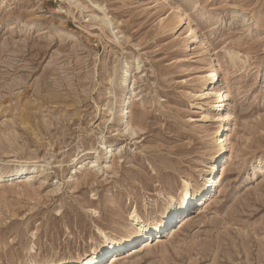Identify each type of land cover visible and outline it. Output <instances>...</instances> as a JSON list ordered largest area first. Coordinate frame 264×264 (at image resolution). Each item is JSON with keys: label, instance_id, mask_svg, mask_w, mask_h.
Instances as JSON below:
<instances>
[{"label": "rangeland", "instance_id": "374dc122", "mask_svg": "<svg viewBox=\"0 0 264 264\" xmlns=\"http://www.w3.org/2000/svg\"><path fill=\"white\" fill-rule=\"evenodd\" d=\"M212 54L230 143L206 202L97 264H264V0H0V168L42 172L0 185V264L81 251L197 186Z\"/></svg>", "mask_w": 264, "mask_h": 264}, {"label": "bare ground", "instance_id": "6f19581e", "mask_svg": "<svg viewBox=\"0 0 264 264\" xmlns=\"http://www.w3.org/2000/svg\"><path fill=\"white\" fill-rule=\"evenodd\" d=\"M184 18V16H182ZM190 32L198 35L194 26L190 27ZM190 33V34H191ZM130 68L124 70V78L130 74ZM123 79V78H122ZM205 81L204 87L201 89L199 96L201 99L207 98L209 101L208 111L205 117L212 119L216 125L214 135V147L211 151V156L205 168L200 172V180L197 186L186 184L184 190L178 198L169 199L159 215L154 213L143 218L133 211L130 218V226L122 231L105 232L100 231L98 240H93L88 247L81 251L71 252L64 255H50L42 259H33L27 264H97L109 258L114 262L121 258V252L130 245L138 243L139 240H144L145 245L150 244V237L155 230L168 225L171 226L175 221L178 225L186 223L189 218V210L194 212L195 209L202 203L206 202V196L211 192L213 184H215L217 176L221 173L225 162L227 161V146L230 143L229 134V119L231 112L228 111L230 92L225 82H223L221 69L217 64V58L212 54L207 64V73L203 76ZM132 96H125L120 108V120L125 132H135L133 128V120L131 116ZM111 110V109H110ZM112 111V110H111ZM103 148H108L106 141L102 142ZM100 156L92 160V165H98ZM73 163L81 161L80 156L72 159ZM37 164L33 159L18 161L10 171H4L0 168V185L5 182L20 181L28 179L27 182L40 177L42 172L39 170L31 171ZM92 166V167H93ZM258 165H256L257 167ZM34 167L33 170H35ZM218 173L215 175L216 171ZM183 215V217H181ZM194 215V214H193ZM191 218V217H190ZM175 225V224H174ZM175 228V227H174ZM177 231V229H175ZM33 249V245L30 247Z\"/></svg>", "mask_w": 264, "mask_h": 264}]
</instances>
